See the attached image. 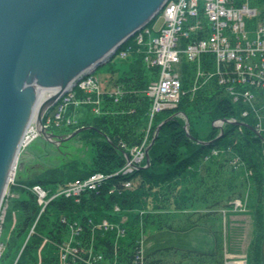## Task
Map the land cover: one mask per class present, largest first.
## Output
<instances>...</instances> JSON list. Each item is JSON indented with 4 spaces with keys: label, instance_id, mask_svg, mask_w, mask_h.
<instances>
[{
    "label": "trees",
    "instance_id": "obj_1",
    "mask_svg": "<svg viewBox=\"0 0 264 264\" xmlns=\"http://www.w3.org/2000/svg\"><path fill=\"white\" fill-rule=\"evenodd\" d=\"M249 6L257 11L254 22L264 24V0H250ZM130 41L123 44L117 54ZM124 60L129 61V66L113 83L122 88L117 102L105 92L99 115L93 113L92 104H83L78 110L69 109V115L78 112L80 115L76 125L64 126L63 135L87 128L77 136L90 146V161L72 160L61 168H49L33 179L13 184L12 187H19L20 193L12 200L18 211L17 221L0 264H62L59 249L68 239V223L73 221L82 224L79 246L92 245L109 260L115 256L118 264H137L133 261L134 241L148 230L186 232L204 226L214 235V252L163 248L145 255L143 264H225L222 212L231 208L234 199L242 200L246 194V206L255 227L247 264H264V135L260 138L251 130L234 124L224 125L221 136L213 126L207 133L199 131L196 123L202 117L211 125L217 119H239L231 101L213 86L194 94L187 92L175 109L155 117L150 141L157 126L169 120L148 152V167H139L130 174L112 176L105 181L112 185L132 181L133 188L109 196L106 185L97 193H84L78 203L57 197L41 212L42 207L29 188L40 186L51 195L65 184L86 179L94 173L113 175L124 166L125 155L141 144L150 103L145 90L155 79L157 70L146 67L142 54L136 50ZM115 72L112 70V74ZM181 81L187 90L188 76H183ZM73 94L76 100L82 97L77 86ZM47 119L48 116H44L43 121ZM242 121L252 126L251 120ZM114 204L120 207L115 215L110 213ZM62 217L66 218V224L62 223ZM123 217L126 219L122 237L115 232L96 231L88 224V219L119 223Z\"/></svg>",
    "mask_w": 264,
    "mask_h": 264
},
{
    "label": "built area",
    "instance_id": "obj_2",
    "mask_svg": "<svg viewBox=\"0 0 264 264\" xmlns=\"http://www.w3.org/2000/svg\"><path fill=\"white\" fill-rule=\"evenodd\" d=\"M249 1L166 0L159 14L163 23L155 35L148 27L144 28L116 55L124 60L136 50L142 54L146 67L157 70L155 79L149 82L145 90L150 103L148 126L141 144L125 155L124 166L113 175L94 173L86 179L65 184L51 195L40 186L29 188L42 207L41 212L50 200L57 197L70 198L78 203L84 193H97L106 185L109 196L133 188L132 181L125 180L117 185L105 181L112 176L130 174L145 165V150L149 145L155 117L166 110L175 109L187 92L194 94L213 86L231 101L239 119L230 117L214 120L212 126L219 134L220 129L223 132L224 125L245 123L242 120L249 119L255 132L264 135V24L254 22L257 11L249 6ZM183 76H188L187 90L183 88ZM76 86L82 92L78 100L83 104H92V111L96 115L101 113L105 92L114 98V102L122 94L120 86H112L107 90L91 75L82 77ZM72 92L58 101L53 117L55 122L61 123L66 102H76ZM50 122L52 120L47 119L45 127L49 128ZM32 135L35 136L34 133ZM213 154L216 152L213 151ZM232 204L235 208L242 206L239 200ZM119 212L120 207L114 204L110 213L115 215ZM125 219L123 217L119 223L109 219L98 222L88 219V224L96 231L115 232L118 237H122L125 234V228L122 227ZM62 223H67L66 218L62 217ZM68 227L69 237L59 249L62 264L68 261L71 264H118L115 256L109 260L101 250H94L92 245L89 248L79 246L81 223L73 221L68 223ZM142 242L143 236L134 241L133 261L137 264H143L145 258Z\"/></svg>",
    "mask_w": 264,
    "mask_h": 264
},
{
    "label": "water",
    "instance_id": "obj_3",
    "mask_svg": "<svg viewBox=\"0 0 264 264\" xmlns=\"http://www.w3.org/2000/svg\"><path fill=\"white\" fill-rule=\"evenodd\" d=\"M165 3L166 0H0V199L9 184L14 155L21 150L24 132L42 101L52 97L37 115L38 136L59 145L86 130L83 127L65 137L54 135L43 126L42 115L71 92L82 77L94 74L115 57L125 42L160 14ZM168 120L154 131L145 150L144 167H148V152ZM235 125L262 138L248 124ZM220 132L219 136L222 129Z\"/></svg>",
    "mask_w": 264,
    "mask_h": 264
},
{
    "label": "rangeland",
    "instance_id": "obj_4",
    "mask_svg": "<svg viewBox=\"0 0 264 264\" xmlns=\"http://www.w3.org/2000/svg\"><path fill=\"white\" fill-rule=\"evenodd\" d=\"M162 23L163 18L161 15H158L157 19L148 26L152 35H155V32L160 29ZM128 66L129 61L115 56L108 63L99 67L91 76L99 82L102 88H111L115 81L114 79H116L122 71L126 70ZM112 70L116 72L112 74ZM77 100L76 102L73 100L66 102L67 104L64 109L65 113L63 112L64 115L61 116V123H57L53 119L58 102L53 106L50 105L43 113L42 120L44 116H48V120L50 119L52 122H50L48 128L45 127V125H47L46 121H43V126L46 129L48 128L49 131H55L64 137V129L77 124V118L78 115H80L79 112L76 115H69L70 107H74L76 110L82 108L83 103ZM68 122L71 123L69 124ZM35 125V122L31 124L34 129L32 133H34L35 136H33L32 133L28 134L29 142L23 144L21 148L14 178L9 184L7 194L4 196V201L1 206L0 257L5 251L6 243L17 221L18 211L14 209L12 200L20 196V193L19 187H12L13 184L33 179L49 168H61L72 160L90 161V146L81 136H75L71 140L62 143L60 149H58L59 145L50 143L42 136L37 135ZM211 126L212 125L205 117L198 119L196 123V127L202 133H207ZM11 187L13 190H11ZM246 197L247 194L244 195L242 200H239L242 204L241 207L235 208L233 204H231V208L222 212L225 264L237 262L247 264L246 256L254 239L255 227L251 213L246 206ZM235 200L236 199H234L232 203ZM142 236V249L144 255L163 248L193 250L201 253H212L216 248L213 233L204 226H198L186 232L151 229Z\"/></svg>",
    "mask_w": 264,
    "mask_h": 264
},
{
    "label": "bare ground",
    "instance_id": "obj_5",
    "mask_svg": "<svg viewBox=\"0 0 264 264\" xmlns=\"http://www.w3.org/2000/svg\"><path fill=\"white\" fill-rule=\"evenodd\" d=\"M73 83V82H72ZM71 83V84H72ZM70 84V85H71ZM69 85V86H70ZM48 98H52V97H46L42 103L39 105V107L37 108V110L35 111V113L33 114L32 118L30 119L29 121V124L26 128V132H24L25 136L23 138V144H27L29 142V139H28V134H30V132H33V127L31 126V124H33L34 122H36V119H37V115L38 113L40 112V110H43L42 108L44 107V103L45 101L48 99ZM43 116V115H42ZM22 143V142H21ZM21 152V150L19 151ZM18 150L16 152V154L14 155V158H13V161H12V164H11V168H10V171H9V174H8V181H9V184L12 182L13 178H14V174H15V169H16V161H17V158L19 156V153ZM9 184L7 187H5L4 189V192H3V195H2V198L0 199V211H1V206L3 204V201H4V196L7 194V191H8V187H9ZM230 264H243L241 262H237V263H230Z\"/></svg>",
    "mask_w": 264,
    "mask_h": 264
},
{
    "label": "flooded vegetation",
    "instance_id": "obj_6",
    "mask_svg": "<svg viewBox=\"0 0 264 264\" xmlns=\"http://www.w3.org/2000/svg\"><path fill=\"white\" fill-rule=\"evenodd\" d=\"M51 133L54 134V135H58V136L60 135V134H58L57 132L52 131V130H51ZM60 136H61V135H60ZM52 141H53V142H56V138H53ZM60 146H61V144H59L58 149H60Z\"/></svg>",
    "mask_w": 264,
    "mask_h": 264
}]
</instances>
